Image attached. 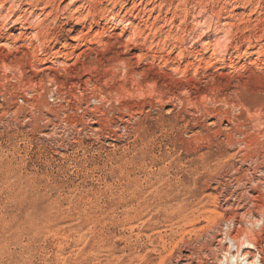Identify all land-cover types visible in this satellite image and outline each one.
<instances>
[{"label":"rangeland","instance_id":"1","mask_svg":"<svg viewBox=\"0 0 264 264\" xmlns=\"http://www.w3.org/2000/svg\"><path fill=\"white\" fill-rule=\"evenodd\" d=\"M263 178L264 0H0V264H264Z\"/></svg>","mask_w":264,"mask_h":264},{"label":"bare ground","instance_id":"2","mask_svg":"<svg viewBox=\"0 0 264 264\" xmlns=\"http://www.w3.org/2000/svg\"><path fill=\"white\" fill-rule=\"evenodd\" d=\"M126 12V11H125ZM150 18V17H149ZM48 19V18H47ZM80 23V22H78ZM139 34V33H138ZM118 59V58H117ZM134 95V94H133ZM140 113V112H139ZM260 130V129H259ZM251 178V177H250ZM172 179V178H171ZM264 179V178H263ZM214 181V180H213ZM216 181V180H215ZM257 181V180H256ZM152 182V181H151ZM233 203V202H232ZM262 205V204H261ZM256 212V211H255ZM249 213V216H251V223L252 224H259L261 221L259 220V216L257 215H252L251 214V211L248 212ZM264 216V215H263ZM230 217V216H229ZM247 217V216H246ZM239 219V218H238ZM263 219V218H262ZM228 221V220H227ZM243 221V220H242ZM241 220L237 221V224H239L238 226H241L240 223L242 224ZM263 221V220H262ZM230 222H235L234 220ZM247 222V221H246ZM234 224V223H233ZM234 227V226H233ZM230 229V228H229ZM207 230V229H206ZM231 230V229H230ZM233 230V229H232ZM219 231V230H218ZM223 233V232H222ZM253 233L251 231H248L246 230L245 228H241L239 227L235 233L234 236H232L230 234V231H227V236L229 237L230 239V242H231V247H234L236 246L237 247V252L235 251L234 253H231L228 252V247H226L224 244H223V241L220 237V234L217 235L216 237V240L212 243V245H215L217 244L218 247H220V249L222 250H226L227 251V255L229 254V257L226 255L224 258H225V262H228V261H232V264H238L239 262V259H241L240 257L243 258V256H245L248 260H247V264H256L257 261H258V257H256V253L255 251H259V255H261L260 253H263L258 247L255 242H251L253 241L250 240V236L252 235ZM257 235V234H256ZM240 238H245V242H242V243H237L236 244V241ZM244 240V239H242ZM259 240V239H258ZM255 241V240H254ZM212 242V241H211ZM248 243V244H247ZM210 244V243H209ZM209 248V247H208ZM209 250V249H208ZM213 250V249H212ZM225 252V251H224ZM223 253V252H222ZM226 253V252H225ZM216 254V253H215ZM260 259V258H259ZM221 260V259H220ZM245 260V259H244ZM219 261V260H218ZM243 261V260H242ZM180 264V263H179ZM192 264V263H191Z\"/></svg>","mask_w":264,"mask_h":264}]
</instances>
